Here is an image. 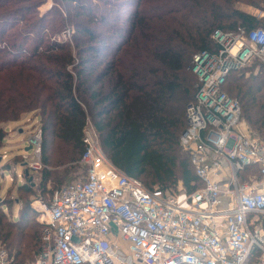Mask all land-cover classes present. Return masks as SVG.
Listing matches in <instances>:
<instances>
[{"label":"trees","instance_id":"obj_1","mask_svg":"<svg viewBox=\"0 0 264 264\" xmlns=\"http://www.w3.org/2000/svg\"><path fill=\"white\" fill-rule=\"evenodd\" d=\"M45 1L0 0V147L2 125L38 117L39 185L58 192L76 168L87 173L81 159L89 118L111 163L151 192L200 188L180 146L196 94L194 55L215 47V30L264 26L239 9L264 0H56L40 14ZM67 23L72 41L54 39ZM249 72L230 74L224 89L240 101L246 128L264 135V64L255 61ZM36 215L28 201L17 218L0 206V247L17 264H32L46 245Z\"/></svg>","mask_w":264,"mask_h":264},{"label":"built area","instance_id":"obj_2","mask_svg":"<svg viewBox=\"0 0 264 264\" xmlns=\"http://www.w3.org/2000/svg\"><path fill=\"white\" fill-rule=\"evenodd\" d=\"M212 39L215 47L193 58L196 94L180 136L202 186L151 192L111 163L87 118L85 177L33 204L46 245L32 264H264V140L224 89L233 72L264 64V26L218 29ZM29 141L38 159L30 165L41 167L40 126ZM0 264H17L3 247Z\"/></svg>","mask_w":264,"mask_h":264},{"label":"rangeland","instance_id":"obj_3","mask_svg":"<svg viewBox=\"0 0 264 264\" xmlns=\"http://www.w3.org/2000/svg\"><path fill=\"white\" fill-rule=\"evenodd\" d=\"M55 5H57L56 0H46L39 7L38 11L40 14H45ZM239 9L248 14L257 16L264 21V1L258 6L242 3L239 4ZM64 14L66 15V13ZM65 27L66 30H72L73 36V27H70L68 23ZM53 38L57 41H62L64 39V33H57ZM253 64L237 73L242 74L245 72V76L248 77L250 75L249 69ZM258 70L259 66L255 67V72ZM1 127L6 132V136L0 147V206H2L3 210L7 211L11 217L17 218L26 204V201L30 202L33 208V204L36 201L42 199L48 202L47 200L50 196L55 195L57 191L53 189V184H48L46 191H44L39 185L42 176L41 170L44 168L43 165L37 168L31 167L30 165L31 162L38 160L34 156L33 149L27 150V147L30 145V137L37 133L38 122H34V118L28 116V119L24 118L20 122L4 124ZM243 128L244 125H242V129ZM252 131L264 140V135L259 131ZM84 172L83 166L76 168L72 174L74 179L71 183L84 178ZM25 186H29L32 193L26 192ZM36 220L42 224L43 217L41 213L37 212ZM120 242L124 248L127 249L128 244L123 243L122 240H120Z\"/></svg>","mask_w":264,"mask_h":264},{"label":"crops","instance_id":"obj_4","mask_svg":"<svg viewBox=\"0 0 264 264\" xmlns=\"http://www.w3.org/2000/svg\"><path fill=\"white\" fill-rule=\"evenodd\" d=\"M28 116H31L32 118H34V122H38V128H39V126H40V124H39V118L36 117L34 114H27V115L24 116V118L28 119Z\"/></svg>","mask_w":264,"mask_h":264},{"label":"water","instance_id":"obj_5","mask_svg":"<svg viewBox=\"0 0 264 264\" xmlns=\"http://www.w3.org/2000/svg\"><path fill=\"white\" fill-rule=\"evenodd\" d=\"M32 149V144H30L28 147H27V150H31Z\"/></svg>","mask_w":264,"mask_h":264}]
</instances>
